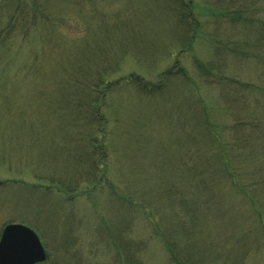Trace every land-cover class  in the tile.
Instances as JSON below:
<instances>
[{
	"label": "rangeland",
	"instance_id": "1",
	"mask_svg": "<svg viewBox=\"0 0 264 264\" xmlns=\"http://www.w3.org/2000/svg\"><path fill=\"white\" fill-rule=\"evenodd\" d=\"M65 1L67 6L59 4L57 11L52 7L56 13H52L54 20L49 22L48 31L33 28L27 37L20 31L8 41L11 49L0 56V92L10 107L0 110V233L9 222L24 223L40 235L55 261L64 247L75 257L81 256L84 264H112L115 252L112 237L119 234L126 241L145 243L140 254L144 264H171L153 223L156 218L162 227L166 226L162 216L168 210L166 202L171 195L165 186L173 180L183 157L188 160L186 148L192 152L190 157L194 154L196 141L190 139V134L196 132L193 129L200 97L218 125L223 127L225 121L216 112L221 108L225 113L222 91L211 85L216 80L214 76H205L197 70L195 56L204 62L217 58L212 43L219 40L222 60L227 64L225 74L253 83L261 93L264 82L258 59L262 53L243 42L244 36L228 18L217 24L221 10L230 7L229 0H195L203 8L202 25L191 51H179L180 41L173 38L175 28L169 11L150 7V0H81L83 12L97 8L100 12L96 14L99 24L89 29L95 43L79 42L87 34L85 22L90 15L87 13L85 19L82 10L79 12L73 6L74 0ZM252 1L255 4L251 11L262 19L264 0ZM124 16L129 17L123 24L128 38L118 32L116 24ZM117 40L126 42L129 48L117 47ZM95 46L105 48L109 60H116L117 65V70L108 75L114 86L103 107L108 120L104 128L108 174L104 179L96 175L83 180L87 179L83 162L86 141L93 127V135L99 141L102 139L101 125L90 127L89 118L80 116L79 106L70 101L55 108L51 96L63 92L72 99L76 91L83 93L80 82L70 85L62 81L68 77L75 82L77 76L85 77L82 73L86 72L80 67L74 70L72 61H80L84 52L82 61L87 59V50ZM248 51L254 57L246 62ZM176 56L184 70H180L176 81L164 85L159 92L147 94L135 83L126 82L129 74L135 73L157 83L159 73L171 67L177 61ZM7 62L10 66L4 74L2 69ZM69 63L74 66H69L68 75L63 65ZM102 66L96 60L93 69L97 72ZM80 97L77 96L76 104L81 102ZM213 111L218 114L217 119L213 118ZM99 156L94 154L92 160L98 163ZM192 159L195 164L196 155ZM60 176L76 183L72 192L62 191L51 182L54 178L59 181ZM186 185H190L187 176ZM135 188L146 197L147 203L150 198L157 205L148 207L146 201L137 198L141 196L138 193L133 197ZM214 192L216 210L209 215L217 225L203 219L205 236L194 247L197 252L211 251L203 240L206 236L225 238L239 222L240 212L229 196L232 194L222 192L218 186ZM157 207L162 210L157 211ZM202 245L205 248L199 250ZM256 252L247 258L248 264H264V249ZM75 257L69 255L68 262L76 264Z\"/></svg>",
	"mask_w": 264,
	"mask_h": 264
},
{
	"label": "trees",
	"instance_id": "2",
	"mask_svg": "<svg viewBox=\"0 0 264 264\" xmlns=\"http://www.w3.org/2000/svg\"><path fill=\"white\" fill-rule=\"evenodd\" d=\"M223 1L220 0V2ZM227 3L230 6L229 9H222V16H218L216 22L220 24L228 18L244 36L243 42L262 53L261 59H258L262 64V69H258L260 72L263 71L260 77H263L262 82H264V17L262 19L257 18L254 14L255 11H251L250 7L255 4L252 0H229ZM61 5L67 6L66 1L0 0V56L11 49L8 41L20 31L26 37L33 28L39 29L41 32L48 31L49 22L54 20L52 13H56L58 6L61 7ZM73 6L77 7L79 12L84 11L81 0H74ZM149 6L158 8L160 12L169 11L175 28L173 38H178L180 41L179 51H191L194 48L197 31L202 25L200 18L202 6H198L195 0H150ZM52 7L56 10L54 11ZM97 12H100L99 8L88 11L89 20L86 19L87 13L83 12L86 19L87 34L79 42L87 40L95 43L91 40L93 36L92 33H89V29L90 26L99 24ZM126 19L128 22V16H124L123 19L119 17L116 24L119 27L118 32L128 38L127 29L123 25ZM100 21L104 20L101 19ZM238 25L242 28H238ZM217 41L220 43L216 39L212 43L217 58L212 57V59L204 62L195 56V63L200 73L216 78L215 81H211V85L222 91L225 101L222 107L225 113L221 112V108L217 109L216 112L225 119L223 127L217 124V120L212 119L211 113L200 97L201 102H198L199 114L193 129L196 132L190 134V139L196 141L195 148L189 145L194 150V154L190 157L189 154L192 152L189 153L188 147H185L188 160L184 161L183 157L173 180H169L168 185L165 186L167 193L171 195V198L166 202L168 210L162 216L166 226L162 227L161 222L156 218V222L153 223L155 233L167 250L171 264H248L247 258L251 256V253L259 252L260 250L256 252L259 248L264 249V83L260 86V93L253 83L241 81L233 74L232 76L225 74L224 68L227 64L222 60L223 52L221 50L223 47L217 44ZM86 45L88 47V44ZM118 45L122 46L124 50L129 48L126 42L119 40H117V47ZM106 52L105 48L102 50V46L100 49L95 46L91 50H87V59L82 61L86 56V52H84L80 61H72L77 67L72 63L63 65V70L68 75L71 70L69 66H74V70L80 67L86 72L82 73L85 74L83 78L77 76L75 82H70L68 77L67 81H62V84L68 82L70 85L80 82L84 88L82 94L76 91L73 93L72 99L63 92L58 96V93L51 96L55 108H59L62 103L70 101L74 106H79L78 108L82 111L80 116L89 118L90 127L97 126L99 123L101 125L99 131L102 139L99 141L98 137L93 135V127L90 132L91 137L89 141H86L83 162L85 164L84 175L87 179L83 180H88L91 176L95 177L96 175L104 179L108 174V164L106 163L108 146L105 139L107 131L104 130L107 128L108 120L104 115L103 107L106 105L107 96L114 86V82L110 81L108 75L117 70V65L115 64L116 60H109V54ZM230 53L233 54V52ZM252 55L254 54L248 51L246 62L254 57ZM96 60L103 63L97 72L93 69ZM9 66L10 62L4 65L2 69L4 74ZM180 70L184 69L177 57V61L171 67L159 73L157 83L146 81L135 73L129 74L126 82L135 83V87L144 93H157L169 83L176 81L178 73H181ZM1 76L4 75L1 74ZM100 85L102 88L99 87ZM92 89L95 91L93 92ZM80 95H82L80 97L81 102L76 104V98ZM3 96L0 92V110L8 108L6 98ZM216 112H212L214 119L218 118ZM186 133L188 134V132ZM91 147L93 149L90 152ZM94 154L97 157L100 155L98 163L92 160ZM194 155L197 157L195 164H193L192 159ZM186 176L187 182L190 184L189 187L186 185ZM51 182H54L55 187L65 192H72L76 184L67 182L61 176L59 181L54 178ZM99 182L101 181L99 180ZM216 186L222 192L225 193L227 190L232 194L229 196L240 212L239 222L237 227L225 238L217 239L210 235L206 236L203 240L211 246V251H199L205 248L202 245L197 252L194 247H198L199 238L205 236L202 225L203 219L208 218L213 225H217L213 216L209 215L216 210V194L214 192ZM136 193L141 195L137 197L141 201L147 200L135 188L132 196L134 197ZM149 200V203L146 201L148 207L157 205L155 201L150 198ZM156 210L161 211L162 209L157 207ZM112 241L115 250L112 264H144L140 254L145 243L137 240L126 241L119 234H114ZM68 252L69 250L63 247L58 253L60 256L56 261L55 257L49 255L45 262L39 264H70L68 256L75 257V253ZM75 260L76 264H84L81 256L75 257Z\"/></svg>",
	"mask_w": 264,
	"mask_h": 264
},
{
	"label": "water",
	"instance_id": "3",
	"mask_svg": "<svg viewBox=\"0 0 264 264\" xmlns=\"http://www.w3.org/2000/svg\"><path fill=\"white\" fill-rule=\"evenodd\" d=\"M38 233L23 223H8L0 235V264H37L47 259Z\"/></svg>",
	"mask_w": 264,
	"mask_h": 264
}]
</instances>
